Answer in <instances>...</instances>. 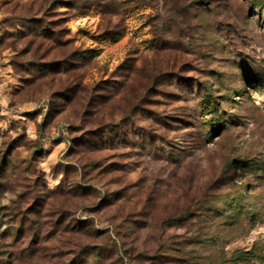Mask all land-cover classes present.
Listing matches in <instances>:
<instances>
[{"label": "rangeland", "instance_id": "374dc122", "mask_svg": "<svg viewBox=\"0 0 264 264\" xmlns=\"http://www.w3.org/2000/svg\"><path fill=\"white\" fill-rule=\"evenodd\" d=\"M256 255L264 0H0V264Z\"/></svg>", "mask_w": 264, "mask_h": 264}, {"label": "trees", "instance_id": "16d2710c", "mask_svg": "<svg viewBox=\"0 0 264 264\" xmlns=\"http://www.w3.org/2000/svg\"><path fill=\"white\" fill-rule=\"evenodd\" d=\"M207 113L208 114H214V111H208V109H207ZM213 117H216V115H214ZM220 127H221V124H220ZM238 166V165H237ZM254 256H252V254L250 253V252H248V254H244V256H239L238 258H237V260H239V261H243V262H249V261H251V259L253 258ZM256 258H259V260H260V264H264V255L262 256H260V255H256L255 256Z\"/></svg>", "mask_w": 264, "mask_h": 264}]
</instances>
